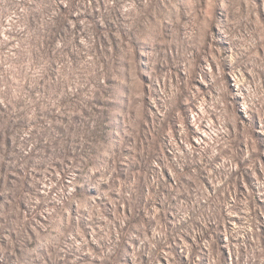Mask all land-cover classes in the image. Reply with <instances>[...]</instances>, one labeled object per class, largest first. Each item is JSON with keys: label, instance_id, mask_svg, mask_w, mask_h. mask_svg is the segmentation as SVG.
Instances as JSON below:
<instances>
[{"label": "rangeland", "instance_id": "1", "mask_svg": "<svg viewBox=\"0 0 264 264\" xmlns=\"http://www.w3.org/2000/svg\"><path fill=\"white\" fill-rule=\"evenodd\" d=\"M0 264H264V0H0Z\"/></svg>", "mask_w": 264, "mask_h": 264}]
</instances>
